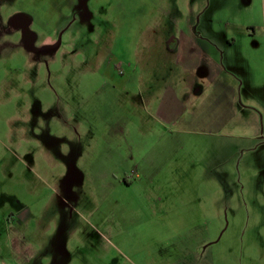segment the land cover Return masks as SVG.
Here are the masks:
<instances>
[{
    "label": "rangeland",
    "instance_id": "rangeland-1",
    "mask_svg": "<svg viewBox=\"0 0 264 264\" xmlns=\"http://www.w3.org/2000/svg\"><path fill=\"white\" fill-rule=\"evenodd\" d=\"M189 22L232 54L222 38L260 35L264 0H0V264H264V139L181 131L145 100L202 80L148 46Z\"/></svg>",
    "mask_w": 264,
    "mask_h": 264
},
{
    "label": "crops",
    "instance_id": "crops-1",
    "mask_svg": "<svg viewBox=\"0 0 264 264\" xmlns=\"http://www.w3.org/2000/svg\"><path fill=\"white\" fill-rule=\"evenodd\" d=\"M256 25L250 26L253 28V35L238 38L231 33L222 38L226 45L235 51L232 54L222 52L224 48L217 41L199 43L191 22L184 27L179 37L171 40V43L166 37L148 41L150 48L163 45L169 54L173 53L183 70H196L202 77L200 81L191 79L184 86H166L161 93L153 83L143 87L147 103L158 101L154 108L157 110L156 117L159 121L181 123L178 130L185 132L199 131L224 135H235L232 133L234 131H229L230 126L234 124L233 130L236 128L239 132H244L247 128L249 132L245 135L249 138L264 139L257 132L258 118L251 113L264 107L263 100H260L264 99V95L258 94L252 88L264 87V23L260 35H257ZM240 42L243 46L239 53L241 57L246 58L234 57ZM219 54L223 55L221 60L218 58ZM195 96L205 98L198 110L193 100ZM261 124H264L263 118Z\"/></svg>",
    "mask_w": 264,
    "mask_h": 264
},
{
    "label": "flooded vegetation",
    "instance_id": "flooded-vegetation-1",
    "mask_svg": "<svg viewBox=\"0 0 264 264\" xmlns=\"http://www.w3.org/2000/svg\"><path fill=\"white\" fill-rule=\"evenodd\" d=\"M32 22L33 21H32V18L30 16L19 14V15L14 16L10 20V25H11V27H13L11 29H13L15 31V34L19 35L18 36L19 37V41H20V43H22L24 49H26L28 52L34 54L35 57H36V56H38V54H43V52L46 51V48L49 45L45 44V45H43L44 47H37L35 45V43L37 41V36L32 31V28H31ZM48 150H49L51 155H54L56 157H57V155H60L59 149H54V148L48 147ZM56 161H58V159ZM68 168H69L68 171L71 174L76 173L77 169H76V167H74V165H71L70 167L68 165ZM72 179H75L74 175L72 176V178L71 177L69 178V175L66 176L65 174H62L60 179H58V182H59V180H61V181H65V180L69 181V180H72ZM24 212H25V210H24ZM25 218H26V216L24 215V220H25ZM20 219H23V217L20 218Z\"/></svg>",
    "mask_w": 264,
    "mask_h": 264
}]
</instances>
